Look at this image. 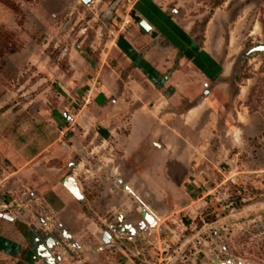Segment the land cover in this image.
<instances>
[{"label":"rangeland","instance_id":"1","mask_svg":"<svg viewBox=\"0 0 264 264\" xmlns=\"http://www.w3.org/2000/svg\"><path fill=\"white\" fill-rule=\"evenodd\" d=\"M139 1L0 0V264H27L23 225L56 238L54 264H264V0H150L205 100L157 114L120 86ZM68 178L69 230L49 207Z\"/></svg>","mask_w":264,"mask_h":264},{"label":"crops","instance_id":"2","mask_svg":"<svg viewBox=\"0 0 264 264\" xmlns=\"http://www.w3.org/2000/svg\"><path fill=\"white\" fill-rule=\"evenodd\" d=\"M132 9L134 11L131 12V15L134 18L132 32L126 36L125 42L120 43V46L125 50L126 54L121 53L119 55L120 59H122L125 64V68H123L125 69V71L128 70L125 80H130V82L122 81L123 84L121 85L120 83V86L130 83V86L128 88L132 90L133 99H135L134 104H142V106H145V104H147V109L151 111V113L157 114L160 113V111L162 112L161 103L163 102V100L165 102L169 101V103H183L187 101L195 105L193 107L194 110L201 109L205 100H202L200 102L198 101V99L196 100V97L199 95L200 87L197 85H193L192 82H189L186 79L184 72L181 71V68L178 67L177 69H173L175 60L178 57L177 55L179 53V49L181 48V46H183L184 42L187 41L184 34L177 32L176 26L169 20L168 17H163L162 10L156 8L150 0H140ZM142 21L146 22V24L150 26V31L145 30L141 26L140 23ZM179 60L180 63L184 61L182 57ZM197 61H199L200 66L201 64H203V67L206 68V71L209 72V69H207V66H209V62L204 57L197 55L196 62ZM143 88L146 89L147 93L146 91H143ZM138 101L141 102L138 103ZM155 102H157L158 105L156 107H153V109H149V105ZM142 106L140 107V110L144 108ZM132 116L134 120L133 126H135L136 121L138 120V114L134 113L132 114ZM147 120L148 123H150V119L144 118L142 124L140 123V127L146 128V130L148 131L150 124H148L149 126L147 125ZM133 129L134 131L136 130V133L134 134L133 131L132 136H130L131 140L133 139V142L134 139L139 135L146 137L149 135L146 130H143V132L141 131V133L140 131H137L138 128L136 129V127H133ZM198 178L199 177L196 176V179ZM65 181H62L60 185H55V187L53 188L55 189L54 191L56 194L50 195L49 202L51 205L49 207L51 212H58L59 214L56 219V222L58 221V228L64 227L69 230V226L72 225L69 224L71 222V219L69 218V215H64L63 212L67 208L68 203L72 201L73 197L75 198V196L64 186ZM193 183H196L197 185L196 180ZM83 198L84 196L82 194V199ZM17 230L19 235L25 242V245L20 250V258L22 259V255H24V257L27 256V253L33 255L30 250V252H27L26 248L28 247V244H30L34 248L30 241L32 239H35V236L38 235L36 233V230H32L29 227L27 228V226L24 225ZM26 234L32 235L30 241H28L29 239H27ZM61 234L67 236L66 238H68V240H73L75 237L72 233H69L66 230H62ZM43 235L51 237L46 233ZM52 238L56 242L53 247L54 249L52 250L53 254L54 250L57 248V240L53 236ZM73 247L74 249H81L83 248V245H79L74 242ZM100 249L102 250V252H104L105 248L101 247ZM58 256L60 255L58 254L54 257ZM35 259L36 258L33 257V260ZM62 259L63 258L61 257V260ZM61 260H57L56 262H59Z\"/></svg>","mask_w":264,"mask_h":264},{"label":"water","instance_id":"3","mask_svg":"<svg viewBox=\"0 0 264 264\" xmlns=\"http://www.w3.org/2000/svg\"><path fill=\"white\" fill-rule=\"evenodd\" d=\"M85 3H90L91 1L93 0H83ZM141 26L147 30V31H150L151 28L148 24H146V22L142 21L141 23ZM256 50L258 51H263L264 52V46H260L258 48H256ZM75 181L72 179V178H69L68 180H66L64 182V186L78 199H82V196H81V192L80 189H78V186H77V189L76 187L74 188L75 186ZM77 185V184H76ZM147 220H150L148 221L152 226L155 224L153 218H151V216H145ZM10 220H13V218H10ZM132 234H135L136 230L131 227V226H126ZM56 244L55 240L52 241V243L48 246V247H42V251L43 253H38L37 254V258L38 259H43L47 264H54L57 260H61V257L58 256V257H54L53 254H52V250L54 249V245Z\"/></svg>","mask_w":264,"mask_h":264},{"label":"flooded vegetation","instance_id":"4","mask_svg":"<svg viewBox=\"0 0 264 264\" xmlns=\"http://www.w3.org/2000/svg\"><path fill=\"white\" fill-rule=\"evenodd\" d=\"M41 237H42L41 235H36L35 236V239H32V242L31 243H32L33 246L36 247L35 248V251L33 252V255H32V257H34V258H37V254L39 252L40 253H43L42 247H44V246L45 247H48L52 243V241H53V238H51V237H44L45 238L44 240H42Z\"/></svg>","mask_w":264,"mask_h":264},{"label":"trees","instance_id":"5","mask_svg":"<svg viewBox=\"0 0 264 264\" xmlns=\"http://www.w3.org/2000/svg\"><path fill=\"white\" fill-rule=\"evenodd\" d=\"M31 236H32V235H30V234H26L27 239H31ZM27 257H28V256H25V259H26ZM25 261H27V264H34V261H35V260H33L32 255H30V257H28L27 260H25Z\"/></svg>","mask_w":264,"mask_h":264},{"label":"built area","instance_id":"6","mask_svg":"<svg viewBox=\"0 0 264 264\" xmlns=\"http://www.w3.org/2000/svg\"><path fill=\"white\" fill-rule=\"evenodd\" d=\"M228 179H229V181L232 182V184H236V185H238V184H237V180H236V178H234V176H230Z\"/></svg>","mask_w":264,"mask_h":264}]
</instances>
